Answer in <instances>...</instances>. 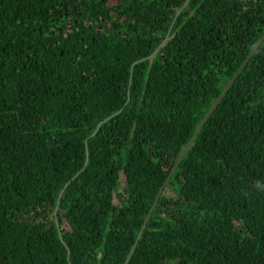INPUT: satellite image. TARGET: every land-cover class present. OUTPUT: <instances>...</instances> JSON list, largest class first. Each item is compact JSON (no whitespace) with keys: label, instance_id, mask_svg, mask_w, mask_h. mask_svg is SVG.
Wrapping results in <instances>:
<instances>
[{"label":"trees","instance_id":"16d2710c","mask_svg":"<svg viewBox=\"0 0 264 264\" xmlns=\"http://www.w3.org/2000/svg\"><path fill=\"white\" fill-rule=\"evenodd\" d=\"M264 0H0V264H264Z\"/></svg>","mask_w":264,"mask_h":264},{"label":"clouds","instance_id":"9594fccd","mask_svg":"<svg viewBox=\"0 0 264 264\" xmlns=\"http://www.w3.org/2000/svg\"><path fill=\"white\" fill-rule=\"evenodd\" d=\"M257 188H260L262 190H264V185H261L259 182H257V185H256Z\"/></svg>","mask_w":264,"mask_h":264}]
</instances>
